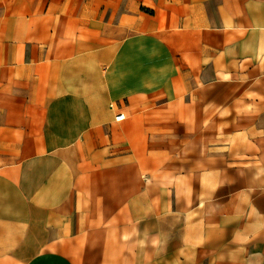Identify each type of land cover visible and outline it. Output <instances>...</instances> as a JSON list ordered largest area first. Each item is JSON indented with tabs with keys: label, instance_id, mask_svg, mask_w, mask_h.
Segmentation results:
<instances>
[{
	"label": "crops",
	"instance_id": "0c3cea01",
	"mask_svg": "<svg viewBox=\"0 0 264 264\" xmlns=\"http://www.w3.org/2000/svg\"><path fill=\"white\" fill-rule=\"evenodd\" d=\"M0 264H264V0H0Z\"/></svg>",
	"mask_w": 264,
	"mask_h": 264
},
{
	"label": "built area",
	"instance_id": "2783aa9c",
	"mask_svg": "<svg viewBox=\"0 0 264 264\" xmlns=\"http://www.w3.org/2000/svg\"><path fill=\"white\" fill-rule=\"evenodd\" d=\"M124 118V114L122 112H117L115 115H114V119L115 120H121Z\"/></svg>",
	"mask_w": 264,
	"mask_h": 264
}]
</instances>
